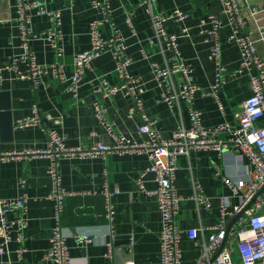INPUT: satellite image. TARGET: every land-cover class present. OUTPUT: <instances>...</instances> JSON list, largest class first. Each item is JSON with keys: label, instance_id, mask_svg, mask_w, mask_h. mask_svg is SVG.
<instances>
[{"label": "crops", "instance_id": "crops-1", "mask_svg": "<svg viewBox=\"0 0 264 264\" xmlns=\"http://www.w3.org/2000/svg\"><path fill=\"white\" fill-rule=\"evenodd\" d=\"M31 1V0H28ZM49 9H59L62 14V32L60 40L64 55L65 72H73V55L88 49L91 45L89 23L101 18L102 12L94 7L92 0H42ZM246 19V28L256 40L258 53L264 58V41L256 29L257 24L264 26V15L259 14V21L247 17L250 6H258L264 0H237ZM114 24L120 29L128 45V53L133 58L129 66L131 73L143 79L145 110L156 116L162 136L168 137L180 124L189 126V111L185 101L178 106H170L161 98V89L154 79L151 61L165 63L167 51H163L155 38V26L152 12L172 13L182 10L188 13L183 19L166 21L169 31L181 34L180 49L183 57L191 63L192 79L199 86L194 97V106L202 111V121L211 126L228 122L236 125L237 111L252 93L250 77L235 70L241 59L238 44L229 39L231 27L227 18L220 30L222 62L229 70L226 80L218 89V96L211 91L214 83L216 65L210 57L213 39L206 31L212 26L208 16L219 13L220 0H109ZM16 0H0V64L19 52L20 31ZM32 28L43 31L52 26L47 14L33 13ZM105 36L112 33L109 24L103 26ZM187 32V34H186ZM32 48L38 62L49 64L56 59L54 48L45 39L32 41ZM115 59L111 52H106L93 61L87 70L78 96L68 90V82L59 81L52 73L41 75L37 87L30 78H17L11 71H4V81L0 91L9 93L13 129L10 137L0 131V150H21L25 148H44L47 146V130L56 129L66 137L70 145L103 141L111 143L112 136L106 131L95 114L96 95L93 86L97 77L106 74L113 82H119L114 71ZM25 69L26 65L23 64ZM176 81L182 78L176 75ZM105 105L108 117L114 122L117 131H121L138 141L147 139V134L139 131L141 119L138 114L129 115L132 100L119 92L111 98L100 97ZM221 103V105H220ZM38 105L43 123L27 127H17L16 121L30 115ZM1 130V124H0ZM96 130V135L91 131ZM237 148L226 150L222 154L214 150H192L189 154L178 157V169L174 180L177 193L182 197L176 215L177 226L184 231L181 248L183 264H194L201 254L195 239L202 238L201 227L216 223L220 218V195H229L234 203L239 197L226 184L225 177H238L252 168L247 157H240ZM150 159L145 152L108 153L96 157H63L60 161L61 184L67 191L75 192L67 196L63 214V225L70 253L76 264L87 261L89 264H161L160 240L161 219L156 195L142 190L138 177L149 165ZM49 159L46 156L25 157L10 161L0 160V195L4 198H16L26 194L28 226L21 242L9 243L10 257L13 264H53L45 259L51 244L54 224V201L47 197L51 190V177L47 172ZM146 189H154L157 182L154 174L148 172L144 177ZM105 180L111 188H118L113 194V217L108 218L106 202L101 190ZM194 183H199L211 207H198L191 198ZM13 215H17L13 213ZM235 217V216H234ZM230 219L232 225L228 243L233 247L234 260L240 263V254L234 255L235 230L246 220ZM233 231V232H232ZM89 233L93 240L78 243L76 235ZM114 236V237H113ZM113 237L120 243L113 246L111 256H107V241ZM117 237V238H116ZM3 236L0 231V242ZM19 245L28 250L24 260H19L14 249Z\"/></svg>", "mask_w": 264, "mask_h": 264}, {"label": "built area", "instance_id": "built-area-1", "mask_svg": "<svg viewBox=\"0 0 264 264\" xmlns=\"http://www.w3.org/2000/svg\"><path fill=\"white\" fill-rule=\"evenodd\" d=\"M147 0H142L146 2ZM247 1V0H246ZM219 13H211L208 18L212 26L206 31L211 35L210 57L216 65V73L211 91L218 96V89L226 80L229 70L222 62V48L220 30L223 20L231 27L229 39L238 44L241 52L239 66L230 71L238 75L247 73L250 77L252 93L240 103L237 111L236 125L223 122L207 126L202 121V111L194 106V97L199 86L193 82L191 63L186 61L180 49L181 34L169 31L166 21L170 19H183L188 13L176 10L172 13L152 12L155 26L154 39L169 53L165 63L151 61V70L154 79L160 86L161 98L170 106H178L185 101L189 111V126L180 124L168 137H164L158 126L159 119L145 110L143 79L140 75L130 72L129 66L133 58L128 53L126 39L120 29L114 24L109 0H92L94 7L101 10V18L93 19L89 23L91 45L88 49L73 55V72L67 75L65 63L61 60L64 50L60 43L63 36L62 14L59 9H49L42 0H16L18 9V22L20 31L21 50L13 54L9 60L0 64V86L5 77L4 71H11L17 78H30L37 87L41 75L51 68L53 75L62 82H68V90L78 96L79 88L87 70H90L93 61L106 52H111L115 59L114 71L119 82L111 81L106 74H101L93 86L96 95L94 110L98 121L105 126L112 136L111 143L98 141L89 146L82 144L70 145L66 137L56 129L47 130V146L44 148H25L21 150H0V160L10 161L25 157L46 156L49 159L47 172L51 177V190L47 197L54 201V224L51 233V244L45 254V259L53 264H76L66 241L65 227L62 215L65 210L67 196L75 192L67 191L61 184L60 161L63 157H96L106 156L108 153L145 152L150 163L141 172L137 181L139 187L147 193L156 195L161 219L160 261L161 264H183L181 241L184 231L176 224V215L179 210L181 195L177 193L174 180L178 169V157L189 154L192 150H214L222 154L226 150L237 148L240 157H247L251 169L234 178L225 177L226 184L233 191V196L239 197V203H234L229 195H220V218L213 225L202 226V238L195 239L200 246L201 254L194 264H264V58L258 53L256 40L246 28V19L242 13L241 5L237 0H220ZM150 3V0H149ZM247 17L259 21V14L264 15V1L258 6H250ZM47 14L52 20V26L43 31H34L32 28L33 13ZM109 24L112 30L110 36H105L103 26ZM256 29L264 41V26L257 24ZM187 34V32H186ZM45 39L55 50L56 59L49 64L38 62L32 48V41ZM26 68L23 69L22 65ZM176 75L182 80L176 81ZM124 91L132 102L129 115L138 114L141 119L139 131L147 134V139L138 141L121 131H117L114 122L108 117L107 109L100 102V97L111 98ZM221 105V103H220ZM222 106V105H221ZM43 123V117L38 105L32 113L18 119L17 127H27ZM96 130L91 135H96ZM154 174L157 186L146 189L143 177L148 173ZM118 188H111L109 181L105 180L101 193L106 202L108 218L113 217L112 196ZM198 207H211L209 197L203 193L199 183H194V192L191 195ZM26 194L16 198H4L0 195V231L3 239L0 242V264H13L9 258L12 240L21 242L28 226ZM242 210L246 220L235 230V244L240 254V263L234 260L233 247L228 243V230L230 219ZM16 213L17 215H13ZM233 232V231H232ZM114 237V236H113ZM113 237L107 241V256L112 255ZM78 243H87L93 240L89 233L76 235ZM226 243L219 254L212 260L221 243ZM27 248L19 245L14 249L19 260H24ZM82 264H89L87 261Z\"/></svg>", "mask_w": 264, "mask_h": 264}, {"label": "water", "instance_id": "water-1", "mask_svg": "<svg viewBox=\"0 0 264 264\" xmlns=\"http://www.w3.org/2000/svg\"><path fill=\"white\" fill-rule=\"evenodd\" d=\"M0 124H1V133L3 136H6L7 138L11 136L12 129H13V121H12V115H11V104L9 99V93L6 91H0ZM245 210H242L239 212L233 220L240 218L244 214ZM232 222L228 225V230L230 229ZM117 238V237H116ZM120 241L118 239H115L114 241V249ZM226 243V239L221 243L218 251L214 254L212 260L219 254V252L222 250Z\"/></svg>", "mask_w": 264, "mask_h": 264}, {"label": "rangeland", "instance_id": "rangeland-1", "mask_svg": "<svg viewBox=\"0 0 264 264\" xmlns=\"http://www.w3.org/2000/svg\"><path fill=\"white\" fill-rule=\"evenodd\" d=\"M234 247H235V250H236V252H235V254L234 255H238L239 256V254H238V249H237V246H236V244L234 245Z\"/></svg>", "mask_w": 264, "mask_h": 264}, {"label": "trees", "instance_id": "trees-1", "mask_svg": "<svg viewBox=\"0 0 264 264\" xmlns=\"http://www.w3.org/2000/svg\"><path fill=\"white\" fill-rule=\"evenodd\" d=\"M64 214V213H63ZM62 223H63V215H62Z\"/></svg>", "mask_w": 264, "mask_h": 264}]
</instances>
